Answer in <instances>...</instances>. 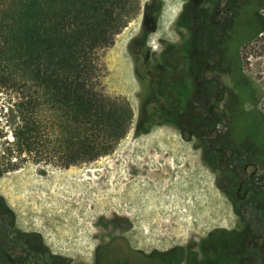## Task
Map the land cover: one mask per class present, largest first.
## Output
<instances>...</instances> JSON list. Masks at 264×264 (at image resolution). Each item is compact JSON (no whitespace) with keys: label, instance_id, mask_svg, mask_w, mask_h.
<instances>
[{"label":"rangeland","instance_id":"374dc122","mask_svg":"<svg viewBox=\"0 0 264 264\" xmlns=\"http://www.w3.org/2000/svg\"><path fill=\"white\" fill-rule=\"evenodd\" d=\"M182 3L139 0L136 13L114 43L98 51L103 92L127 102L133 113L127 134L110 153L67 168L57 166L54 159L35 162L25 153L13 154L11 161L19 167L0 176V196L13 212L14 227L30 233L32 241L39 236L44 250L56 256L55 264H97V255L99 264H155L156 256L147 255L187 243L199 256V242L209 233L234 228L238 222L250 227L263 223L264 206L253 201L242 205L234 181L225 179L241 209L239 220L218 184L217 173L205 163L210 154L196 136L178 129L174 118L154 123L146 132L134 129L145 91L136 74L134 54L139 45L133 40L143 24L151 31L147 40L153 53L160 51V40L181 41L180 34L186 35L177 24ZM244 19L237 32L249 38L241 39L237 51L264 28V0L257 15L249 12ZM249 52L248 48L244 53L248 63L240 65L234 80L241 85L240 99L254 101H239L254 121L248 124L244 119L235 130L238 119L231 125L237 141L248 142L253 131L262 143L264 54L257 57ZM155 62L152 58L151 63ZM17 97L13 90L0 88V158L4 143L13 140V127L20 122L13 106ZM223 105L219 103L220 110ZM226 121L217 119L215 126L225 129Z\"/></svg>","mask_w":264,"mask_h":264},{"label":"trees","instance_id":"16d2710c","mask_svg":"<svg viewBox=\"0 0 264 264\" xmlns=\"http://www.w3.org/2000/svg\"><path fill=\"white\" fill-rule=\"evenodd\" d=\"M138 1L0 0V88L16 92L13 106L20 118L13 140L4 143L0 176L19 167L11 161L13 154L25 153L35 162L54 159L57 166L67 168L110 153L125 137L133 113L127 102L103 92L98 51L114 43L136 13ZM143 37L138 35L134 43L139 45ZM248 48L257 57L264 54V28L241 50L243 66L248 63L244 56ZM161 78L162 85H150L149 95L141 101L135 131L146 132L154 123L169 121L167 114L178 104L171 101V94L180 86H169V71ZM260 86L264 93V73ZM156 93L163 94V100L159 102ZM0 214V221L8 216L12 224L10 238L0 230V264H55L56 256L44 250L39 236L32 241L30 233L14 227L13 212L1 196ZM218 232L207 235L213 242L202 244L209 250L207 257L189 258L191 264H242L251 258L242 245H231L236 235L242 238L249 231ZM15 244L41 251L44 260L30 259ZM228 252L235 256L221 258ZM147 256H156L160 264L189 263L184 252L171 249ZM250 263L260 264L255 258Z\"/></svg>","mask_w":264,"mask_h":264},{"label":"flooded vegetation","instance_id":"af4514ba","mask_svg":"<svg viewBox=\"0 0 264 264\" xmlns=\"http://www.w3.org/2000/svg\"><path fill=\"white\" fill-rule=\"evenodd\" d=\"M182 2L177 24L185 28L186 35L180 34L181 41L178 43L160 40L162 45L160 51L158 54L153 53L147 40L151 31L146 28L148 26L141 25L142 29L147 30L139 31V36L144 37L139 41V51L134 54L135 64L139 70L136 74L145 91V97L143 96L141 101L149 95L150 85H162L161 77L169 71L171 76L169 86L176 83L180 87L177 92L171 94V101L175 100L178 104L167 116L170 119L174 118L178 129L183 133H188L190 137L196 136L203 149L210 154L205 163L217 173L219 186L224 190L234 212L241 220V209L231 196V189L224 185V180L234 181L235 194L242 205L253 201L264 206V117L262 116L259 121L260 131L263 133L262 143H259L257 134L253 131L248 142L236 140L232 121L238 119L234 130L242 127L244 119L248 124L254 121L250 118L249 112H243L244 104H240L254 101L250 97L240 99L238 93L241 85L238 79L237 82L234 80V77L237 78L240 65L244 67L240 53L248 40L242 43L240 51H237L238 44L242 38H249L240 37L237 31L239 23L247 21L241 20L246 14L251 12L253 16L257 15L263 0H182ZM231 30H235V33ZM152 58H156L154 64L151 63ZM155 97L159 102L163 100L161 93H156ZM221 102L224 105L220 110ZM221 118L227 119L225 129L215 126V121ZM247 194L249 197L246 198ZM261 214L263 223L258 227L238 222L234 228L225 229L249 231L247 235L243 233L242 238L235 234L236 238L231 240L232 247L240 244L245 252L250 253L251 258L246 257L242 264H251L254 258L260 264H264V212ZM5 217L0 221V230L5 231L7 238H10L12 224L9 222L10 218ZM218 231L216 230L215 235L217 233L219 235ZM206 242H213V239L200 240L199 256L191 251L193 244L190 243L185 247L173 246L171 250L174 253L184 252L188 264H191L189 258L202 260L207 257L209 250L205 246L202 247ZM15 245L20 253L30 259L44 260L41 251H35L30 247L22 250L19 244ZM252 253L255 256H252ZM233 256L235 255L228 252L221 258L228 259ZM155 264H160L158 259Z\"/></svg>","mask_w":264,"mask_h":264}]
</instances>
